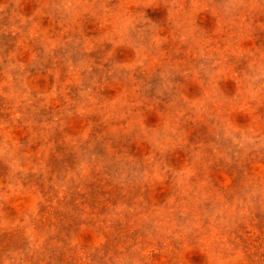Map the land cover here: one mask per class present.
<instances>
[{
    "label": "rangeland",
    "instance_id": "1",
    "mask_svg": "<svg viewBox=\"0 0 264 264\" xmlns=\"http://www.w3.org/2000/svg\"><path fill=\"white\" fill-rule=\"evenodd\" d=\"M0 264H264V0H0Z\"/></svg>",
    "mask_w": 264,
    "mask_h": 264
}]
</instances>
